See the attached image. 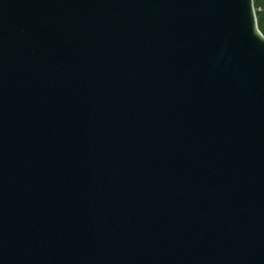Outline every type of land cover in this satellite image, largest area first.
I'll list each match as a JSON object with an SVG mask.
<instances>
[{
  "label": "water",
  "instance_id": "95a60500",
  "mask_svg": "<svg viewBox=\"0 0 264 264\" xmlns=\"http://www.w3.org/2000/svg\"><path fill=\"white\" fill-rule=\"evenodd\" d=\"M0 264H264L253 0H0Z\"/></svg>",
  "mask_w": 264,
  "mask_h": 264
},
{
  "label": "trees",
  "instance_id": "16d2710c",
  "mask_svg": "<svg viewBox=\"0 0 264 264\" xmlns=\"http://www.w3.org/2000/svg\"><path fill=\"white\" fill-rule=\"evenodd\" d=\"M253 7L254 9L259 7L264 8V0H253ZM255 15L258 23V30L264 35V13H256Z\"/></svg>",
  "mask_w": 264,
  "mask_h": 264
},
{
  "label": "rangeland",
  "instance_id": "374dc122",
  "mask_svg": "<svg viewBox=\"0 0 264 264\" xmlns=\"http://www.w3.org/2000/svg\"><path fill=\"white\" fill-rule=\"evenodd\" d=\"M254 12H255V14L256 13H264V8H261V7H259V8H257V9H254ZM257 20V19H256ZM257 27H258V23H257ZM262 34V33H261ZM263 35V34H262ZM264 36V35H263Z\"/></svg>",
  "mask_w": 264,
  "mask_h": 264
}]
</instances>
